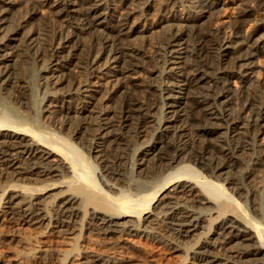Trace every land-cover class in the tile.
<instances>
[{"label": "bare ground", "instance_id": "bare-ground-1", "mask_svg": "<svg viewBox=\"0 0 264 264\" xmlns=\"http://www.w3.org/2000/svg\"><path fill=\"white\" fill-rule=\"evenodd\" d=\"M23 1L27 18L43 4L56 23L23 31L27 18L10 17L13 0H0V178L30 189L9 193L0 216L18 227L44 224L58 235L73 233L72 223L84 218L85 229L112 249L86 248L75 264H155L149 253L135 259L118 248H136L126 235L158 223L164 234L157 237L173 250L192 248L184 250L186 264H264V223L246 216L233 197L254 194V173L264 177V70L253 76L255 59L264 54V0ZM21 57L41 64L37 85L49 90L53 107L52 116L26 112L27 124L4 119L1 111L10 98L30 107L24 80L33 63L22 66ZM232 81L241 84L233 88ZM130 151L140 165L125 175ZM242 161L248 166L239 167ZM87 165L97 168L100 184L83 173ZM225 169L231 175L221 180L229 192L217 179ZM197 173L209 188L202 189ZM123 177L136 178L130 188L150 195L133 203L118 187ZM147 178L163 179L150 188ZM54 186L66 188L48 211L44 200ZM216 218V236L201 239ZM205 219L209 227L201 224ZM196 233L192 243L183 242Z\"/></svg>", "mask_w": 264, "mask_h": 264}, {"label": "rangeland", "instance_id": "rangeland-1", "mask_svg": "<svg viewBox=\"0 0 264 264\" xmlns=\"http://www.w3.org/2000/svg\"><path fill=\"white\" fill-rule=\"evenodd\" d=\"M38 10H39L38 12L30 15L32 17L27 18L26 17V16H28L27 4L23 0H13V3L11 4L8 15L9 16L12 15L10 17L27 18L26 22H24V28H22L23 31L26 29V32H28L29 30L32 31L35 28L36 29L40 28L42 30V28L43 29L46 28V24L44 22L47 21L48 19L49 20L47 22H53V20H54L53 17L56 15L50 10L49 7H47L43 4H41L39 6ZM42 14H43V16H42ZM53 23H56L55 20ZM148 33H146L145 36L149 35ZM133 38L135 39V41H137V43L142 41V38L139 37V33H135ZM13 44H14V42H13ZM259 56L255 59L256 64L253 67V76H255V77L256 76L261 77L263 75L262 72L264 70V54H261ZM15 58H16V56H15ZM21 58H22L21 61L18 60V63L22 66H26L27 65L26 63L28 61L33 63L32 71L25 72V75H26L25 79H27L28 81L24 80V77H25L24 73H23L24 76L22 77L23 80L26 81V84L28 85V91H27L28 94L27 93L25 94V96H26L25 98L28 102L31 101L29 104L30 107L25 108V109L22 107H18V106H16V104H14V100H12L11 98H10L11 99L10 100L8 98L9 102H2L3 104L1 106V111H4V114H3L4 119H6V120L9 119V120H12L15 122H19V123L22 122V123L27 124L28 119H27V114H25L26 112H29L31 115L34 114L35 112H37L39 115H44V116L50 115V116H52L53 115V113H52L53 107L51 106L52 104L48 105V103H50V99H51L50 94L47 93V91H49V90L45 91L40 83H39V85H37L38 81H39L37 79L38 73L41 72L39 70V68L41 67L40 66L41 64L40 63L34 64L32 59L29 57H21ZM34 65H35V67H34ZM34 76H35L37 81H35ZM240 84L241 83H239L238 81H232L231 82V86L233 88H238V86H240ZM30 85L33 87L31 88ZM41 87H42V90H41ZM32 91H33V94L31 96ZM3 94H5V91ZM111 102L112 101L109 100L108 104H110ZM237 102L238 103L237 104L235 103L234 108L238 107L243 102V99H242V101L237 100ZM6 112H7V114H5ZM51 128H52V126H51ZM46 129H50V128L48 127ZM55 131H56V128H55ZM65 131H66L65 129H62L60 134L65 135ZM72 140L75 141L74 146L76 147V149L78 148L77 150H79L81 153L84 154L87 151L85 146H83L84 144L79 142L77 139L73 138ZM133 152L134 151H130L129 156H128V158H127V160L123 166V169L125 170V175H127L126 171H129L130 168H132V167L137 168L138 165H140L138 163L137 164L135 163L134 160L136 158V155L132 154ZM133 163L135 164L134 166H133ZM244 164H246V165H244ZM247 166H248V163L246 161H244V162L242 161L239 163V167H247ZM224 171L225 172L222 173L221 176L217 179H219L220 182L222 181L221 183H223L224 186L226 187L227 191H225V192H229L230 185L221 179L224 178L225 176L229 177L231 174H230V172L229 173L227 172L228 171L227 169H225ZM86 172L90 173V174H94L95 175V184L96 185L100 184V182H99L100 179L97 178V175H96L97 174V168H95L93 166L91 168V165L89 168V166L87 165L86 167H84V170H83V173H86ZM201 172L203 174H205V176H207L208 179H211V180L216 179V177L210 176V174L206 171L202 170ZM203 174L197 173L198 177L194 176V178H196L198 183L202 185V189L204 190V189L209 188V186H207L208 184H206L205 180H204V182H202V180H203L202 175ZM254 175H255L254 181L252 182V185H253L252 190L254 191V194L248 193V194L240 195L238 193L237 194L234 193L233 197H234V199H236L234 201H236L237 203L240 204V206H242L241 208H243L242 209L243 212L247 213L246 216H250L252 219H254L255 222L264 223V216H261L260 213H258L259 210L257 208L259 206H262L264 208V191H263V189H264V177H263V175L261 177L260 172H258L257 174L254 173ZM133 179H136V178H132L130 181L128 180L129 182H127V179H124V177H123L122 180L124 182H122V180L120 182L117 181L118 183H120V184H118V187L121 189V192L124 195L131 197V199L133 197H135V199L133 198V203H137V202L140 203L142 201L141 198L144 199V195H146L145 198L150 195L147 193V191L150 192V190H147V191L144 190V192H143V190L134 191V189L130 188V186H134V184H135V181ZM161 179H163V178H147V180H148L147 183H148V185H150V188L156 187L159 183L162 182ZM47 180L56 181L55 178H53V179L49 178ZM7 181H8V179L5 181L4 178H2V179L0 178V207H1L2 201L4 199H6V197L9 193L15 192V190L16 191L21 190V191H24L25 193L30 192L29 188H22L21 186H14V187L11 186L12 181L14 183V180L9 179L8 183H7ZM21 181L15 180V183L16 184L19 183V184H23V185L33 184V182H27L26 181L27 182L26 183L24 181H22V182ZM64 183L66 184V186H70V184L72 183V178H67ZM37 184H38V182H37ZM60 188H66V187L54 186L52 189L48 190V193L50 195L44 200V203L46 205V209L48 211L52 210L55 203L57 202L59 197L62 195L61 192H59ZM68 191H70V189H68ZM114 192L116 194L119 193V191L118 192L114 191V190L111 191V193H114ZM218 195H220V194H218ZM245 199H247L246 202H245ZM238 200L240 202H238ZM154 204H155V201L152 200L150 202V204H148L146 207L151 208ZM210 204L212 205L213 203L209 202L208 206H211ZM81 208H83V207H81ZM81 210H83V212L85 211L84 209H81ZM230 213L231 212H226L225 215H229ZM143 214L147 215V213H143ZM211 214H212V216H214L216 213H213V211H212ZM2 216L3 215L0 216V257L3 260V263L5 261L4 264H75L74 257L83 255V252L86 248L87 249L90 248L91 250L93 248V250L97 249V250H102V251H106V252L109 251L110 249H112V247H110V245L106 242L107 240H105L104 238L102 239L100 234L98 235V234L91 232V231L88 232V230L85 229L84 218H83V220H76V221H78L76 223H72L75 227V230L73 231V233H71V234L59 233L60 235H58V234H52L49 231H47L46 228H43V227H45L44 224H41L42 226L39 224V225H33V226L23 225L22 227L21 226L18 227L14 222L8 220L7 218H4V217L2 218ZM242 216L243 215L241 214L240 215L241 221L244 223H247V221H245L246 220L245 217L243 216L244 217V219H243ZM208 220L209 219H207V220L205 219L201 224L209 227L208 223H210V221L207 222ZM218 221H219V218H216L213 221H211L210 231L209 232L203 231V234L200 235V238L203 239V238L210 237V236H216L213 234V231L215 230V226L218 223ZM151 225L153 227H151V228L149 227L148 228L149 230L146 233H142V235H126L129 238L133 239V241L135 240L134 243L136 242L137 244L135 243L136 248H133V249L128 248V250H126V248H123V249H122V247L118 248V249L122 250V254H124V252H125L127 255L126 254H124V255L129 256V257L131 256V258L138 259L139 257L141 258V256L138 254H143L145 252V254H143V255H147L149 253L148 256L151 255L150 257H152L153 262L155 264H157V263L158 264H186L189 261V255L185 256L184 250H187L188 254H190V251H191L190 249H192L191 247L189 248L187 241H190V243H192L193 238L197 237V233H196V235H191L190 237L185 238L183 240V242H185V244L187 243L186 246L182 245L181 249L173 250L172 242L158 238L159 232L164 234L162 225L160 223L151 224ZM24 226H26V227H24ZM18 230H19V232L16 233L15 231H18ZM201 230H202V228L198 230V233ZM46 231H47V233H46ZM17 234H18V236H17ZM169 237H171L170 234H169ZM22 238H23V240H22ZM24 244H26V247H28V249L23 248ZM72 244L74 245L73 250H72V247H73ZM75 245H76V247H75ZM87 246H89V247H87ZM75 248H76V250H75ZM107 248H108V250H107ZM66 252H68V253H66ZM65 253L67 256H66L65 260L63 261L62 257H63V255H65ZM13 257L15 259H13ZM18 260L20 261V263ZM136 263H133V264H136ZM141 263L147 264V262H143V261H140L137 264H141Z\"/></svg>", "mask_w": 264, "mask_h": 264}]
</instances>
